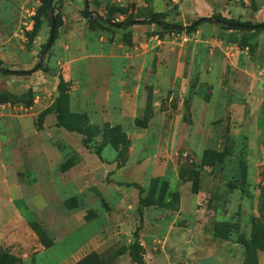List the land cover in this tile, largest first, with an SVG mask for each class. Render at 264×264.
<instances>
[{"label":"rangeland","instance_id":"374dc122","mask_svg":"<svg viewBox=\"0 0 264 264\" xmlns=\"http://www.w3.org/2000/svg\"><path fill=\"white\" fill-rule=\"evenodd\" d=\"M89 2L53 0L35 68L48 0H0V264H135L136 240L147 264H264V30L252 53L208 21H103L263 23L264 0Z\"/></svg>","mask_w":264,"mask_h":264},{"label":"trees","instance_id":"16d2710c","mask_svg":"<svg viewBox=\"0 0 264 264\" xmlns=\"http://www.w3.org/2000/svg\"><path fill=\"white\" fill-rule=\"evenodd\" d=\"M46 7L44 8V11H43L45 15H46ZM51 10L52 11L54 10L53 6H51ZM84 13H87L86 9H84ZM164 15L165 14L163 12H159V13L153 14L151 17H154L157 20H159L165 24V26H160L158 24L162 28L163 31L180 32V30L171 29L170 27H166L170 23L164 21ZM98 19H101V18L100 17L94 18V20H98ZM219 19H221V18H219ZM135 20L137 23H142V22L147 23L145 21L139 22L138 20H140V19H135ZM142 20H145V19H142ZM222 20L232 22L234 24L233 26L217 25L222 30H247V31H244L239 38L230 37L231 41H235L241 47H248L252 53L256 50L257 44H258L256 41V37L264 30V27L256 26L260 23H253L252 21H249V20L244 21V22L231 21V20H226V19H222ZM103 21L105 22V26H107L109 29H114V27L107 24L105 20H103ZM206 21H208V20L196 21V19H195L190 23V25L186 26V31L187 32L195 31L199 25H201L202 23H204ZM208 22H211V21H208ZM50 26H51V22H50ZM55 28H56V23L54 25L53 35L55 32ZM221 38L224 39L225 36H221ZM254 39H255V41H254ZM45 44L43 45L42 49L44 48ZM2 72L5 73L6 71H2ZM64 126L69 130H77L81 133H84V134L86 133V131L83 129H78L76 127H73V126H70L67 124H65ZM87 141H88V139H85V142H87ZM65 204L67 205V207L72 208L75 205V201L71 197V198H68L65 200ZM9 256L10 255H8L6 252L0 253V260H5ZM130 257L135 264H147L145 261V258H144V248L142 247V245L137 240L134 242V244L130 248ZM79 264H102V263H101V258L97 255V253L91 252V253H88L87 255H85L84 257H82L79 260Z\"/></svg>","mask_w":264,"mask_h":264},{"label":"water","instance_id":"95a60500","mask_svg":"<svg viewBox=\"0 0 264 264\" xmlns=\"http://www.w3.org/2000/svg\"><path fill=\"white\" fill-rule=\"evenodd\" d=\"M52 2H53V0H49L48 1L47 7H46V15H45L46 19L49 22H51L50 37H49L47 43L45 44L44 48L41 50V52L39 54L38 60H37L36 65H35V68H37L42 63L44 55L48 51V49L51 46L52 41H53V30H54V25H55V19H54V13L51 10ZM85 9H86V11H87V13H88L90 18L100 17V15L98 13L90 11V2H89V0H85ZM204 20L211 21L212 23H214L216 25H228V26H233L234 25L232 22H228V21H225V20L219 19L217 17H213V16L202 15V16H199L198 18H196V21H204ZM105 21H106L107 24H109V25H111V26H113L115 28H121V27L130 25V24L136 22L135 19H127V20H123V21H117V20H113V19H105ZM138 21L139 22L145 21L147 23H157L160 26H165V24L163 22L157 20L154 17H149V18H146L145 20L140 19ZM256 26L264 27V22L260 23V24H258ZM166 27H170L171 29H177V30L186 29L185 25H179V24H168V26H166ZM7 70H8L7 68L3 67L0 64V71H7Z\"/></svg>","mask_w":264,"mask_h":264}]
</instances>
